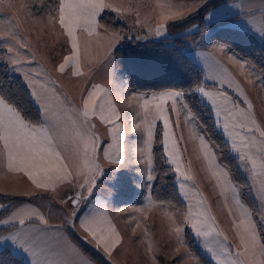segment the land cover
<instances>
[{
  "label": "rangeland",
  "instance_id": "rangeland-1",
  "mask_svg": "<svg viewBox=\"0 0 264 264\" xmlns=\"http://www.w3.org/2000/svg\"><path fill=\"white\" fill-rule=\"evenodd\" d=\"M212 1L213 0H104V3L110 5V7H104L99 12L96 17L97 26L93 30V35L89 36L87 32L82 30H78L77 32L80 42L79 70L81 75L73 76L71 63L66 67L63 73L57 71L59 64L63 62V58L71 55V46L67 42V37L63 34V30L58 23L53 24L50 22V17L56 14L55 10L58 6V0H0V22L6 20L10 21V24L0 23V36H3L4 32L11 27L12 30L15 31L18 39L22 40L26 45L25 48H19L16 42L10 38L0 39V53H3L1 61L8 67L9 72L13 76L19 78L23 82L30 96L31 89L24 75V73L28 72L30 69L42 72V75L36 77V79L44 82H53L50 84V87L54 88L56 94L64 99V106L68 109H82L83 99L87 97L93 85H100L111 93L110 98L112 104L115 105L120 113V120L118 122L122 124L124 134V163L122 166H117L105 160L103 152L104 147L113 144L112 138L108 132V128L113 125L101 122L98 116H93L91 118L90 126H94L91 127V131L95 136L99 137L100 144V148L95 153V159L99 163L100 168L103 169L104 175L97 177L96 185L93 188L91 196H89L86 188L81 189L79 187L81 183H84V175L82 173L77 175L80 171L78 166L79 158L75 153H73L70 158H66L69 170L72 173L70 180H67L65 183L67 194L76 195L77 192H81L84 198L80 200L78 205L74 206L72 203H67L64 207L57 205L60 203L58 201H55L57 204L53 202L54 200L51 199V197H53V192L49 190L47 193L44 192L48 195L44 199H16L24 201L18 205L19 207L17 206L18 208L15 207L13 210L27 207L36 208L45 218L46 210H49V216L51 217L49 222L54 226L52 230L57 234L56 240L60 242L62 247H66L69 250L71 249L72 252L78 250L82 253L70 239L68 231H71L72 234H75L83 243L102 255L108 264H191L188 256V253L191 251L185 242L186 233L191 235L194 244L207 260L215 264V261L211 259V255L201 247L191 227L185 225L183 222V216L187 211L189 203L181 194L180 183L183 182L185 184L184 191L189 193L194 211L197 210L196 202L198 199L206 201V204L201 207H210L211 215L215 217V224L218 226L219 230L223 231L224 235L228 237V244L232 252L235 253L240 250L239 238L236 236V230L233 227V220L235 219L237 222L239 220L237 211L233 208L232 215H229V208L225 207L224 198L220 196L219 189L215 187L214 181L211 180L206 171L202 154L199 151L198 141H193L190 137L193 126H195L196 131L201 134H203L202 129L198 126L196 121L190 124L188 128H185L183 114L179 117L181 126L177 128V116L170 112V131L173 134L174 141L177 143V149L182 163L181 172H186L191 175L193 177L192 181H184L183 177L175 171V165L167 162L168 158L164 153L163 142L162 149L166 164L173 171L174 184L184 205V209H173L157 204L152 200L151 192L156 180L153 155L154 138L157 128L160 127L163 141V122L157 121L154 129L151 143V170L154 179L152 181H147L144 179L148 173L146 158L144 164H137L134 162L138 155L135 149L143 146V139L146 137L142 132L133 131V122H139L137 115L138 109L135 107L136 102L129 98L139 94L146 96H151V94L132 91L125 76L114 68L113 63L114 52L125 45L132 43L136 45L146 44L170 38L186 37L199 31L200 26H204L205 31L197 41H187L182 47L184 54L187 55V53H189L193 58H195V55H201V52L198 50L203 49L209 43L208 36L214 31V28H211L215 26L213 24L231 15L230 2L232 0H220L217 7L209 10L202 24H193L176 33H170L167 28L169 25L180 23L188 18L197 16L201 9ZM169 7L173 11L179 10L180 15L162 21V14H170ZM106 14L112 16L114 24L122 25V29L109 32L102 28L99 24V20ZM161 23L165 25V28L162 30L163 34L157 36L155 31L157 26ZM220 26L231 25L228 23ZM114 36H118L119 39L114 40ZM6 45L19 48V52L22 54L19 72L16 71L7 60L9 54L6 51ZM25 57L27 58L26 60L24 59ZM212 65L213 64L209 65L207 68L202 65V69L206 73L202 71L203 81L216 85L217 87H202L208 90L226 89V91H222L228 93L234 100L239 102L240 97L233 88H229L227 83L221 84L218 82V79H213L216 75L213 71L214 67L211 70L209 69ZM225 65L228 68L227 73L229 75L238 76L236 74V72H238L236 69H231L230 66L227 64ZM259 83L260 80L258 78L257 81L253 80L252 84L249 86L245 83L242 89L253 105L252 112L256 122L261 127H264V83L262 82L261 87ZM196 95L211 110V105L202 98L197 91ZM31 98L40 111L39 104L36 103L32 96ZM96 99L99 103L102 97H96ZM240 103H242V101H240ZM241 106L246 107L243 103ZM55 109L60 111V118L64 123L68 127H71V121L69 119L71 112L61 111L59 106L54 102V104H52V110ZM211 113L214 121H216L215 114L212 110ZM74 117L75 116H73V118ZM67 120L70 121V123L67 122ZM217 131L222 134L226 141L222 129L217 128ZM228 146L230 149L229 144ZM67 149L71 153L73 145L69 143ZM116 151L117 149L115 146L109 147V152L112 154L113 159H115ZM231 154L236 158L235 153L231 152ZM239 170L256 204V214L253 213L252 210L251 211L253 213V219L257 224V231L260 234L261 228L264 237V222L260 219L261 214L264 213V206H261L258 202L259 194L257 188L251 187L253 181L250 179L249 173L240 168ZM118 174L120 175L121 195L116 196V189H114L112 185L114 178ZM259 179L264 178L257 179L255 182L257 187ZM236 186L239 189L241 198V188L238 185ZM197 192L200 193V196L195 195ZM42 193L43 192L37 190V195H42ZM101 204L106 207L107 214L120 235L119 243H117L114 248L110 249L111 255L105 253L102 248H97L95 242L92 241L90 237L85 239L87 234L79 227V218L84 216L91 207ZM9 205L0 204V207L4 210ZM243 205L248 208L245 204ZM229 206L231 207L230 201ZM121 209H125V211H121ZM74 211L77 213L76 217L72 215ZM166 212L172 217L171 220L169 219V215H165ZM73 219L75 220V227L69 223V221ZM173 221H175V224ZM61 225L67 227L65 229L66 231ZM176 226L183 228L182 240H178L174 233L173 229ZM6 236L7 235H2L0 238ZM66 239L69 242L66 241ZM43 241L41 247H46V238H44ZM149 244L152 246L151 252L148 250ZM9 245L10 241L0 239V251L7 248ZM24 256L28 261L32 258L26 254H24ZM83 258L88 264H94L87 257L85 258L83 256Z\"/></svg>",
  "mask_w": 264,
  "mask_h": 264
},
{
  "label": "snow or ice",
  "instance_id": "snow-or-ice-1",
  "mask_svg": "<svg viewBox=\"0 0 264 264\" xmlns=\"http://www.w3.org/2000/svg\"><path fill=\"white\" fill-rule=\"evenodd\" d=\"M104 7H110L104 3V0H58L56 14L50 17V22L58 23L63 30V34L71 46V55L63 58L57 71L63 73L71 63L72 75H81L79 70L80 42L77 32L82 30L92 36L93 30L97 26L96 17ZM169 13V15L162 14V21L180 15L179 10L173 11L170 7ZM0 23L10 24V21L6 20ZM164 28L163 23L159 24L155 34L162 35ZM4 38L14 40L19 48L26 47L11 27L4 32L3 36H0V39ZM113 39L118 40L119 37L114 36ZM5 47L9 54L7 60L19 72L22 55L19 48L12 45ZM236 62L242 70L246 67L251 68L247 61L237 60ZM24 75L31 89V96L40 106L42 121L39 124L28 121L18 104L10 101L0 86V148L6 158L7 170L23 172L38 189L54 188L57 182L70 180L72 173L66 158H70L75 153L79 158L78 166L80 168L77 175L81 173L84 175V183H81L79 187L86 188L91 196L97 177L104 175L103 169L95 159V153L100 148V144L99 137L91 131V127H94L90 126L93 116H98L103 123L113 125L108 128L113 144L104 147V159L117 166H122L124 163L123 126L118 122L120 113L112 104L111 93L100 85H93L92 90L83 99L82 109H68L64 106V99L56 94L54 88L50 87L53 82L36 79L42 75V72L30 69ZM253 75L254 71L251 70L245 73L249 83L252 82ZM213 79L217 78L213 77ZM218 82L227 83L229 88H233L246 107H242L240 102L220 89L208 90L199 87L196 91L211 105V110L216 117V127L222 129L226 143L230 145V151L236 154L239 161L238 168L249 173V177L253 181L251 187L257 188L258 202L264 206V179H259L258 187L255 183L258 178H264V127L256 122L251 101L233 79L221 76ZM96 97H102L99 103ZM129 99L136 102L135 107L138 109L139 122H133V131L142 132L146 137L143 139V146L135 149L138 155L134 161L137 164H144L146 158L148 173L144 179L147 181L154 179L151 170V143L156 122L162 121V142L164 153L168 158L167 162L175 165V171L183 177L184 181H192L191 175L181 172L182 163L177 143L170 131V112L177 116V128L181 126L179 119L181 114L184 116L185 128H188L196 120L195 113L185 101V94L182 91L168 90L152 93L151 96L139 94ZM51 101H55L61 111L75 112L74 118L69 117L71 127H68L60 118V111L52 110ZM190 137L193 141H198L206 171L214 181L215 187L219 189L220 196L224 198L225 207L229 208V215H232L233 208L237 211L239 220L238 222L233 220V227L239 238L240 250L232 252L228 244V237L215 224V217L211 215L210 207H201L206 204V201L198 199L197 210L194 211L189 193L184 191L185 184L181 182V194L185 200L189 201L187 211L183 216L184 224L191 227L201 247L211 255L215 264H264V240L257 231L252 211L241 202L239 189L232 181L230 170L220 163L210 142L205 135L196 131L195 126L192 127ZM69 143L73 145L71 153L67 149ZM113 146L117 149L115 159L109 152V147ZM112 187L116 189V196L121 195L119 174L114 178ZM195 195L200 196V193L197 192ZM82 198H84L82 193L77 192L75 198L69 197V200L75 206ZM121 211H125V209H121ZM72 215L76 217L77 213L74 211ZM165 215L169 214L166 212ZM169 219H172L170 215ZM260 219L264 222V213L261 214ZM33 220L39 221L40 225L47 224L46 218L38 209L31 207L17 209L9 215L8 219H0V224H10L15 228L14 232L0 239L10 241L8 247L14 249L17 254H26L32 257L31 264H64L63 261L38 259L40 254L38 250L44 242L42 235L44 230L35 226L29 228L28 225ZM69 223L75 227L74 219ZM173 223L175 224V221ZM79 227L87 234L85 239L90 237L97 248H102L109 255H111L110 249L120 241V235L112 224L106 207L102 204L91 207L84 216L80 217ZM173 230L177 239L182 240L183 228L176 226ZM148 250L151 252V244H149ZM188 256L191 264H201L200 260L191 252L188 253Z\"/></svg>",
  "mask_w": 264,
  "mask_h": 264
},
{
  "label": "trees",
  "instance_id": "trees-1",
  "mask_svg": "<svg viewBox=\"0 0 264 264\" xmlns=\"http://www.w3.org/2000/svg\"><path fill=\"white\" fill-rule=\"evenodd\" d=\"M218 2L219 0H213L204 6L197 16L188 18L180 23L169 25L167 28L168 31L170 33H176L193 24H202L206 14ZM112 20V16L106 14L100 18L99 24L109 32L121 30L122 25L114 24ZM227 21L229 20L213 24L215 26L211 28L222 25ZM204 31V26H200L199 31L190 36L170 38L146 44L136 45L132 43L125 45L117 49L113 54L114 68L125 76L130 88L134 92L152 94L161 91L177 90L185 94V101L195 113L196 123L214 148L220 163L230 170L232 181L241 188L243 204L256 214V204L237 166V159L232 156L228 144L222 134L217 131L210 108L196 95L197 88L211 86L204 84L201 70L182 51V47L187 41H197ZM211 39L228 48L238 58L247 61L264 83V44L258 43L251 36L225 28L214 31ZM2 56L3 53H0V86H2L7 98L18 104L28 121L33 124L41 123L42 117L40 111L35 106L26 86L19 78L9 72L8 67L1 61ZM161 137V128L158 127L155 133L153 150L156 180L152 188L151 197L157 204L181 210L184 209V205L174 184L173 171L166 164ZM23 201L0 196V204H10L0 212V219L8 215L12 209ZM68 232L70 239L85 257L90 259L94 264H108L102 255L83 243L71 231ZM260 235L262 240H264L261 228ZM185 242L192 254L200 260L201 264H212L200 252L198 247H196L189 233L185 234ZM0 264L26 263L20 256L6 248L0 251Z\"/></svg>",
  "mask_w": 264,
  "mask_h": 264
},
{
  "label": "crops",
  "instance_id": "crops-1",
  "mask_svg": "<svg viewBox=\"0 0 264 264\" xmlns=\"http://www.w3.org/2000/svg\"><path fill=\"white\" fill-rule=\"evenodd\" d=\"M219 3H220V0L217 3V5H215L214 7H217ZM230 5H231L230 6L231 15H229V17L225 19H222L221 21L229 20L224 24L226 25L229 23L231 26L218 25L214 27V31L221 29V28L230 29L233 31H237L241 34L251 36L258 43L264 44V0H232L230 2ZM212 34L208 36L209 43L203 49L198 50L199 52H201V55H195V58H193L192 55H189V53H187V55L192 60L194 65L197 66L202 72L203 71L202 65L205 68H207L209 65L213 64L212 66H210L209 69L211 70L214 67L213 71L215 72L217 79H219V77L221 76H224L225 78H231L235 81V84L239 85L240 88L245 86V83L247 84V86L252 84V82L251 83L248 82V78H246L245 73L250 70L251 71H254V70L249 67H246L245 69L242 70L236 61L239 60L243 62L244 60L238 58L234 53H232L225 46L214 42L211 39ZM224 63L230 66L231 69H236L238 71L236 72L238 76L229 75L227 73L228 68L226 67ZM203 73L205 72L203 71ZM258 78L260 80L259 85L261 87L262 80L260 76L254 71V75L251 77V80L257 81ZM204 84L211 86L209 88L217 87L216 85L206 83L205 81H204ZM204 87H207V86H204ZM222 90L226 91V89H222ZM54 102L55 101L50 102L51 108ZM55 110L58 111L57 109ZM75 115H76L75 112H71L72 117ZM67 122L70 123V121L68 120ZM65 183L66 181L57 182L54 188L52 187H49L47 189L36 188L35 185L31 183V181L28 179V177L23 172H9L7 170L6 158L3 154L2 149L0 148V196L9 198V199H31V198L44 199L46 196H48L46 195V193L49 192V190H52L51 192H53V197H51V199L54 200L53 202L58 201L60 204H57L56 202L55 203L61 207H64L66 206L67 203H71V201L69 200V197L75 198L76 196V195L67 194ZM37 190H39V192H43L42 195H37ZM1 210L3 211V209L0 207V212ZM15 210L12 209L10 213L5 216L6 218L3 217L2 219L4 218L8 219L9 215ZM46 211H47L46 212L47 224L40 225L38 221L33 220L28 225L29 228L35 226V227H39L44 230L42 235H43V239L46 238V247L45 246L41 247L40 245V250H38L40 253L38 256V259L42 261H55V262L63 261L64 264H88L87 262H85L83 258L84 255L82 253H80L78 250H75V252H72L71 249L69 250L66 247L65 248L62 247L60 242L56 240L57 234L52 230L54 226H52L49 222V219L51 218L49 216L50 211L49 210H46ZM61 226L63 227L64 230L67 228V227H64V225H61ZM16 227H19V225H16ZM14 231H15V228L12 225L0 224V236L8 235L9 233L14 232ZM66 241L68 240L66 239ZM10 250L16 255L20 256L26 264H31L30 262L33 258L29 259L28 261V259H26L24 254H17V252L14 249H10Z\"/></svg>",
  "mask_w": 264,
  "mask_h": 264
}]
</instances>
